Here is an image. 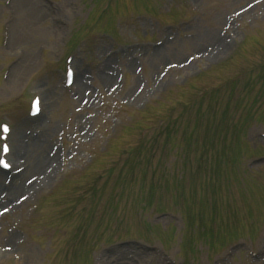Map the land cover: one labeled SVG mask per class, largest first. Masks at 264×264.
I'll return each mask as SVG.
<instances>
[{
    "label": "rangeland",
    "instance_id": "374dc122",
    "mask_svg": "<svg viewBox=\"0 0 264 264\" xmlns=\"http://www.w3.org/2000/svg\"><path fill=\"white\" fill-rule=\"evenodd\" d=\"M12 1L0 0V46L12 27L24 40L0 48V78L30 63L0 81V121L16 150L44 144L55 165L0 213V264H264V162L247 166L264 156V0H33L32 20ZM120 44L136 46L113 54ZM71 51L84 81L66 93ZM20 164L0 173V200Z\"/></svg>",
    "mask_w": 264,
    "mask_h": 264
},
{
    "label": "bare ground",
    "instance_id": "6f19581e",
    "mask_svg": "<svg viewBox=\"0 0 264 264\" xmlns=\"http://www.w3.org/2000/svg\"><path fill=\"white\" fill-rule=\"evenodd\" d=\"M33 0H13L12 4H16V7L18 11L22 12L21 15H24L28 18V20L34 19L37 15L43 14V11H37L36 7H34V4L32 2ZM74 0H72L73 2ZM12 27L11 30V38H10V44L13 42L14 45H18L21 43V41L24 40V36L19 33L18 30H13ZM55 29L53 28L50 30V32L47 33V31L42 30L40 32V36L43 39H46L48 35L54 36ZM56 35L54 36V38ZM166 45V44H165ZM221 46V44H219ZM217 47V50H223L222 47ZM163 48L156 49L155 53H160V51ZM30 63V60L26 58L22 64H17L18 67H13V71H10V75H13V77L17 78L20 74H22V71L27 68V65ZM84 76L80 75V77H76V84L80 82H83ZM110 82V79H107V84ZM75 84V83H74ZM111 86V87H110ZM109 87L113 88L114 86L111 84ZM3 92V91H2ZM44 113V112H43ZM43 113L40 115L43 116ZM40 117V118H41ZM28 146V148H27ZM21 161L20 169L23 170L22 178L20 179L19 183L14 187V191L11 190V188H8L5 190V194L0 200V213L7 210L9 207H16L25 201H27L32 195H30L31 190L40 184L44 185L48 182H50L52 176H53V168H54V162H53V154L50 151V149L47 147H44V144L38 145L37 143H31L26 145H19L16 150V162ZM17 167V166H16ZM19 169V166L17 167ZM16 169V168H15ZM12 192H14L12 194ZM15 239V238H14ZM37 257L35 255L34 260H36ZM37 264V263H35Z\"/></svg>",
    "mask_w": 264,
    "mask_h": 264
},
{
    "label": "snow or ice",
    "instance_id": "6c2138e0",
    "mask_svg": "<svg viewBox=\"0 0 264 264\" xmlns=\"http://www.w3.org/2000/svg\"><path fill=\"white\" fill-rule=\"evenodd\" d=\"M35 107L37 108V110H39V100H38V99L35 101ZM3 130H4L5 132H8V131H9L7 125L4 126V129H3ZM4 150H5V151H8V146H7V145L4 146ZM3 163H4V166H5V167H8V166H9V165L7 164V162H3Z\"/></svg>",
    "mask_w": 264,
    "mask_h": 264
}]
</instances>
